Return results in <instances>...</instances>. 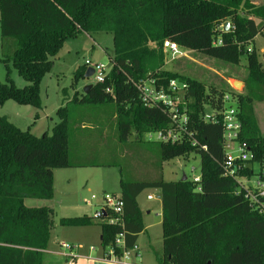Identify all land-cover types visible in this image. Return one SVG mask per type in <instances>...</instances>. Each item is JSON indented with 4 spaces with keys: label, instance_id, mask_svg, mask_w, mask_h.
Segmentation results:
<instances>
[{
    "label": "trees",
    "instance_id": "16d2710c",
    "mask_svg": "<svg viewBox=\"0 0 264 264\" xmlns=\"http://www.w3.org/2000/svg\"><path fill=\"white\" fill-rule=\"evenodd\" d=\"M226 22H230L229 31L225 29ZM0 26L3 40L15 39V49L6 55L5 62H11L30 83L22 89L0 84V110L8 100L41 106V80L52 70L53 58L65 41L81 32L111 33L114 53L105 81L95 83L75 103H113L121 142L133 134L143 140L145 134L169 125V118L161 109L142 102L137 88L141 80L156 78L164 86L173 79L187 83L190 127L199 145H192L190 139L176 144L149 143L156 147L161 161L198 156L201 182L187 176L185 180L182 177L172 181L122 178L119 195L124 201L126 246L132 247L145 229L138 196L147 189H155L160 192L163 205V251L158 255L159 264H264V213L247 196L248 188L257 191L248 184L255 174L256 162L261 165L258 176L264 181V136L255 112L256 104L264 103V55L262 61L256 48L248 52L243 46L264 34V3L0 0ZM217 39L222 40L221 45L214 44ZM166 40L176 42L183 51L232 65H239L240 55L246 52L245 91L224 90L165 68ZM85 72L84 65L77 70L76 77H84ZM225 93L233 95L239 110V142H246L253 152V158L242 163V169L234 176L225 174L222 127L202 119L204 112L222 106ZM57 115L59 122L52 135L45 133L42 137L20 129L7 116L0 115V264L45 263L55 212L52 207H29L25 200L52 198L55 169L113 165L94 159L89 150L73 151L69 107H60ZM99 123L102 120L83 121L81 126L95 131ZM74 147H78V139ZM260 202H264V196ZM60 224L72 227L93 222L92 217H74L61 218ZM99 225L104 251L113 249L114 255L120 256L121 250L114 243L122 228Z\"/></svg>",
    "mask_w": 264,
    "mask_h": 264
},
{
    "label": "rangeland",
    "instance_id": "374dc122",
    "mask_svg": "<svg viewBox=\"0 0 264 264\" xmlns=\"http://www.w3.org/2000/svg\"><path fill=\"white\" fill-rule=\"evenodd\" d=\"M259 4L264 0H253ZM246 51L252 52L256 48L257 54L263 61L264 34L260 33L253 42L243 45ZM243 48V49H244ZM15 49V39H2L0 26V84L24 88L30 83L15 69L11 62H5L6 55ZM263 50V51H262ZM187 57L172 59L166 52L165 68L177 71L186 76L196 77L207 84H214L224 90L245 91L244 78L246 76L247 53L243 52L239 58V65H232L219 59L202 57L189 51ZM114 53L113 35L107 32H81L77 37L65 41L60 52L53 58L54 66L47 73L39 85L41 106L20 104L14 100L5 102L0 115L7 116L11 123L24 131H29L36 137L45 133L52 135L59 122L57 111L60 107L70 109V141L73 151H91L96 160L109 161L113 165L102 167L60 168L54 170V191L50 199L27 198L25 204L29 207H52L54 209L55 225L52 229L50 243L58 246L57 240H63L72 246L76 239L84 240L87 247L98 233L101 235L100 223L94 219L96 210L103 205L105 193L121 192L122 178L130 179H161L172 181L186 175L189 179L200 172V158L191 155L189 158L176 157L161 161L156 154V147L147 134L143 140L134 134L126 142H121L117 136V122L113 116L115 105H80L76 98L82 96L86 85H94L97 80L76 77L79 68L85 65L87 59L100 62L107 68L112 65L111 57ZM242 85H236V82ZM236 105L234 102H232ZM256 122L264 136V103L255 106ZM102 123L95 125V131L82 129L81 122ZM89 137V139H87ZM78 139V147L75 142ZM82 139H84L82 141ZM82 143V144H81ZM79 148V149H78ZM87 154V153H86ZM255 174L248 184L253 185L261 170L259 163L253 165ZM195 168L196 170H192ZM153 194L154 201L147 200V195ZM95 197V198H93ZM143 207L148 204L156 205V190L147 189L139 196ZM92 217L93 224L82 229L63 226L61 218ZM156 231V229H154ZM148 237V236H147ZM149 241V238H146ZM152 243L156 248V234ZM98 244V243H97ZM98 246L101 248L100 244ZM78 247V246H76ZM63 248V247H62ZM153 248V247H151ZM66 249V248H64ZM68 250V249H66Z\"/></svg>",
    "mask_w": 264,
    "mask_h": 264
},
{
    "label": "built area",
    "instance_id": "2783aa9c",
    "mask_svg": "<svg viewBox=\"0 0 264 264\" xmlns=\"http://www.w3.org/2000/svg\"><path fill=\"white\" fill-rule=\"evenodd\" d=\"M223 27V25H222ZM215 45H221L222 40L214 41ZM165 52L169 53L172 59H179L187 57L188 53L183 51L180 46L173 41L166 40L164 42ZM86 70L93 68V76L97 83H103L106 79L110 68H107L100 62H93L90 59L85 61ZM142 102L147 107H155L161 109L169 118V125L167 128L147 133L148 138L152 141L164 143H182L186 139H190L192 145H199L196 135L191 131V114L188 98L187 83H180L177 80H170L167 86H164L156 80V78H148L141 80L137 84ZM110 89H108L109 91ZM235 103V99L231 93H225L223 97V104L219 108H214L204 112L202 119L206 123L218 124L222 127L223 149L225 151L224 169L225 174L234 176L243 165L253 158V152L246 142H239L242 133V121L239 116V110ZM236 104V103H235ZM207 150L206 146H201ZM241 162V164H240ZM192 170H196L192 168ZM194 182H201V173L193 177ZM242 187L244 185L240 183ZM251 186L257 191L249 190L248 197L252 199L258 206L260 213H264V202H260V197L264 196V181L258 176L257 181ZM250 187V186H249ZM199 189H201L199 187ZM95 198V197H93ZM149 199L152 196L148 197ZM94 219L99 223L110 225H118L122 228L115 238V247L121 250V255H114V250L110 251V258L122 264H144L138 262L137 259L141 257V250L137 243L132 247L126 246V233L124 222V201L119 194L105 193L103 195V205L99 210H96ZM63 248L72 249L69 243L63 242Z\"/></svg>",
    "mask_w": 264,
    "mask_h": 264
},
{
    "label": "crops",
    "instance_id": "0c3cea01",
    "mask_svg": "<svg viewBox=\"0 0 264 264\" xmlns=\"http://www.w3.org/2000/svg\"><path fill=\"white\" fill-rule=\"evenodd\" d=\"M253 2L259 4L258 2ZM139 196L138 204L144 215L145 229L138 235L136 241L141 250V257L138 258L137 261L144 264H159L158 255H160L163 251V205L160 192L156 190V205L148 204L143 207L139 201ZM149 196H152V198L149 199ZM147 200L152 202L155 200V197L153 194H148ZM86 227L89 226H72V228L81 229V232L78 233L81 235L85 234L84 230L82 231V229ZM154 229H156V231ZM154 234H156V248L152 243ZM146 238H149V241H147ZM101 240L102 234L100 235L98 233L94 240L89 242L91 245L87 247V244L84 240L76 239L74 243H72L71 250L62 248L61 244L66 242L64 239L57 240L59 247H55L49 242L44 264H122L110 258V251H104L103 247L101 246ZM97 243L100 244L101 248Z\"/></svg>",
    "mask_w": 264,
    "mask_h": 264
},
{
    "label": "water",
    "instance_id": "95a60500",
    "mask_svg": "<svg viewBox=\"0 0 264 264\" xmlns=\"http://www.w3.org/2000/svg\"><path fill=\"white\" fill-rule=\"evenodd\" d=\"M225 29L227 30V31H229V29H230V22H226L225 23ZM93 74H94V70H93V68H88L87 70H86V72H85V74H84V76L86 77V78H90V77H92L93 76ZM243 83L242 82H236V85L238 86V85H242ZM92 86L93 85H91V84H89V85H86L85 87H84V92L85 93H88L89 91H90V89L92 88ZM183 179L185 180L186 179V175H184L183 176Z\"/></svg>",
    "mask_w": 264,
    "mask_h": 264
}]
</instances>
